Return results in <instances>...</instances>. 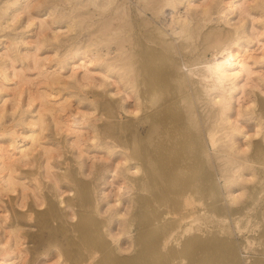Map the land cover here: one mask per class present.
I'll list each match as a JSON object with an SVG mask.
<instances>
[{"label": "bare ground", "instance_id": "6f19581e", "mask_svg": "<svg viewBox=\"0 0 264 264\" xmlns=\"http://www.w3.org/2000/svg\"><path fill=\"white\" fill-rule=\"evenodd\" d=\"M0 264H264V0H0Z\"/></svg>", "mask_w": 264, "mask_h": 264}, {"label": "clouds", "instance_id": "9594fccd", "mask_svg": "<svg viewBox=\"0 0 264 264\" xmlns=\"http://www.w3.org/2000/svg\"><path fill=\"white\" fill-rule=\"evenodd\" d=\"M222 58L217 59L215 63H213L212 73L216 77L217 82L220 85H224L225 82L229 81L231 78L236 77L240 74V72H231L227 69L232 67L233 65V57L225 52H221L219 54ZM245 68L243 65H240V71H244Z\"/></svg>", "mask_w": 264, "mask_h": 264}, {"label": "rangeland", "instance_id": "374dc122", "mask_svg": "<svg viewBox=\"0 0 264 264\" xmlns=\"http://www.w3.org/2000/svg\"><path fill=\"white\" fill-rule=\"evenodd\" d=\"M25 34H27V35H29L31 37L32 32L27 31ZM115 111H116L115 114H117V117L123 118V115H122L123 113L121 111H119V110H115ZM8 119H9L8 121H10V118H8ZM233 239L238 244V255L240 256L241 259H243V258L246 259V258H248V256L255 254V245L254 244L253 245L252 244L249 245V244H246V243H242L241 242V235L239 233L233 232ZM122 243L124 245V242H122Z\"/></svg>", "mask_w": 264, "mask_h": 264}, {"label": "snow or ice", "instance_id": "6c2138e0", "mask_svg": "<svg viewBox=\"0 0 264 264\" xmlns=\"http://www.w3.org/2000/svg\"><path fill=\"white\" fill-rule=\"evenodd\" d=\"M208 68H209L210 71H212V69H213V64L208 65Z\"/></svg>", "mask_w": 264, "mask_h": 264}]
</instances>
